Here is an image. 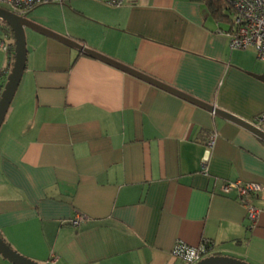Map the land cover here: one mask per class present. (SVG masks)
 <instances>
[{
	"label": "crops",
	"instance_id": "0c3cea01",
	"mask_svg": "<svg viewBox=\"0 0 264 264\" xmlns=\"http://www.w3.org/2000/svg\"><path fill=\"white\" fill-rule=\"evenodd\" d=\"M60 9L61 23L26 18L247 121L264 113V62L231 49L219 32L231 23L203 0ZM25 30L26 68L0 129V235L14 250L41 264H186L172 255L178 241H211L208 256L264 264L263 139ZM13 63L0 47V97ZM237 180L263 186L248 197L260 209L252 228L236 192L222 190ZM0 264L13 263L0 254Z\"/></svg>",
	"mask_w": 264,
	"mask_h": 264
},
{
	"label": "built area",
	"instance_id": "2783aa9c",
	"mask_svg": "<svg viewBox=\"0 0 264 264\" xmlns=\"http://www.w3.org/2000/svg\"><path fill=\"white\" fill-rule=\"evenodd\" d=\"M71 0H0V4H7L9 11L12 13L26 17L34 8L45 4H67ZM106 3L112 7H119L127 0H96ZM233 9L232 22L228 30L220 29L219 32L224 33L230 40L232 50H249L255 52L257 59L264 62V0H227ZM0 21L3 23L0 19ZM4 32L7 39H0V47L7 52L10 48L12 38L9 29L4 25ZM257 127L263 128L264 113L257 116L252 122ZM218 137L217 132H213L208 136L205 144L210 149L213 147ZM224 194L232 191L236 192L237 197L245 204L247 210V220L249 227H254L260 216V209L256 207L248 197L250 195H258L263 186L257 182L243 183L240 180L229 181L222 187ZM87 217L84 214H77L68 220L73 227L79 228ZM213 247L211 241H204L199 246H191L183 241H178L173 250L172 255L181 259L186 264H196L205 257Z\"/></svg>",
	"mask_w": 264,
	"mask_h": 264
},
{
	"label": "water",
	"instance_id": "95a60500",
	"mask_svg": "<svg viewBox=\"0 0 264 264\" xmlns=\"http://www.w3.org/2000/svg\"><path fill=\"white\" fill-rule=\"evenodd\" d=\"M0 19L4 21L12 30L14 36V43H15V49H14L15 59H14L13 67L7 77V82L4 86V89L0 97V129L8 113L12 100L15 96V93L18 89V86L21 82L23 73L26 68L28 50H27V39H26L25 28L28 27L35 29L39 32H42L46 35H49L51 37H54L81 52H84L92 57L105 61L127 73L137 76L162 89H165L201 107H204L209 111L219 116H222L223 118L230 120L242 126L243 128L253 132L254 134H256L257 136H259L261 139L264 140V129L257 127L252 122L242 119L241 117H238L223 109L217 108L213 104L198 99L189 93H186L175 87H172L171 85L163 83L162 81H159L125 63H122L112 57H109L108 55H105L104 53L99 52L71 37L60 35L26 17L18 16L2 7H0ZM257 77L264 81V75H257ZM0 254L6 259H8L10 262H12L13 264H41L28 257H25L24 255L14 250L2 238L1 235H0ZM196 264H250V263L229 256L209 255Z\"/></svg>",
	"mask_w": 264,
	"mask_h": 264
},
{
	"label": "rangeland",
	"instance_id": "374dc122",
	"mask_svg": "<svg viewBox=\"0 0 264 264\" xmlns=\"http://www.w3.org/2000/svg\"><path fill=\"white\" fill-rule=\"evenodd\" d=\"M60 5V4H59ZM58 4H45V5H40L36 8H34V12H36V17L35 15H33V13H30L31 18H33L34 20L38 21V22H47L49 19H53L55 20L57 23H61V5L59 6ZM0 7L5 8V9H9V6L7 4H0ZM28 13V14H29ZM27 14V15H28ZM6 23L5 22H1L0 21V32H2V36L0 38L3 39H7L5 32H4V25ZM29 31V30H28ZM27 33V30H26ZM13 40V39H12ZM28 43V41H27Z\"/></svg>",
	"mask_w": 264,
	"mask_h": 264
},
{
	"label": "trees",
	"instance_id": "16d2710c",
	"mask_svg": "<svg viewBox=\"0 0 264 264\" xmlns=\"http://www.w3.org/2000/svg\"><path fill=\"white\" fill-rule=\"evenodd\" d=\"M207 6L210 8L212 14L218 18L219 20H223L226 22H232V15H233V9L227 2V0H203ZM5 26L9 29V32L11 34V38L13 39L10 45L9 50L6 52L13 60L15 59V43H14V36L13 32L10 29V27L5 24Z\"/></svg>",
	"mask_w": 264,
	"mask_h": 264
}]
</instances>
